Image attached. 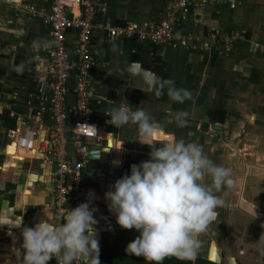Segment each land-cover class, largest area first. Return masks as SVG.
<instances>
[{
  "label": "crops",
  "instance_id": "obj_1",
  "mask_svg": "<svg viewBox=\"0 0 264 264\" xmlns=\"http://www.w3.org/2000/svg\"><path fill=\"white\" fill-rule=\"evenodd\" d=\"M24 3L34 5L37 13L32 15L26 11L22 7ZM166 4L167 0H100L97 18L108 20L115 27L141 28L153 24ZM46 10L45 0H0V188L6 183L16 184L13 205L6 203L0 209V216L15 221L14 225L0 224V264L22 261L21 233L24 227L36 223L33 218L37 212L42 214V219L48 217L53 221L54 202L48 173L51 165L44 163L39 150L34 155L13 157L6 149L16 143L14 136L23 127L40 125L39 147L51 123L47 94L39 91L32 78L33 69L45 60L51 45L49 27L43 21ZM180 14L173 37L164 45L109 36L103 29L93 31L91 50L95 63L86 117L98 125L102 139H109V144L114 139V146L125 150L114 181L129 175L131 162L140 164L150 159L151 151L149 145L136 140V125L129 123L116 128L109 123L111 118L105 111L122 99L133 109L142 107L152 115L162 129L158 140L181 138L201 144L211 159L229 167L235 184L225 197L228 205L217 209L218 218L200 235L196 257L203 256L210 248L213 252L212 245L219 248L217 243H220L226 259L233 257L236 261L240 257L245 264H264V183L250 175L254 170L264 171V154L246 152L255 145L252 134L260 128L257 127L258 116L246 107V92L240 89L248 82V76L262 79L264 0H230L203 11L189 9L184 15ZM214 31H237L238 38L245 35L244 41L235 44L236 39L215 46L198 41L180 43L185 36ZM67 37L73 45L74 31H68ZM34 42L39 46H34ZM134 62L164 80H173L176 88L190 91L192 98L183 103L173 102L167 89L160 96L145 94L140 90L143 86L140 78L128 71ZM20 65L23 70L17 71ZM68 101L73 102L71 93ZM176 112L188 113L186 127L176 126ZM237 133H240L238 137ZM23 157L29 161L21 160ZM104 160L102 163L106 164L108 159ZM98 165V161L91 160L84 165L86 180L91 184L95 182L90 173ZM29 174H37L42 181L34 178L25 186ZM94 217L98 220L101 264H108L104 258L106 253L102 256L108 248L112 254L111 264H121L120 260L126 255L127 263L132 257L133 261L135 256L123 255L125 229L117 224L116 215L112 217L98 208ZM110 225L117 227L109 231ZM139 235L135 229L128 230L131 241Z\"/></svg>",
  "mask_w": 264,
  "mask_h": 264
},
{
  "label": "clouds",
  "instance_id": "obj_2",
  "mask_svg": "<svg viewBox=\"0 0 264 264\" xmlns=\"http://www.w3.org/2000/svg\"><path fill=\"white\" fill-rule=\"evenodd\" d=\"M34 46L39 45L34 42ZM22 70L20 65L17 71ZM128 71L140 78V90L145 94L160 96L167 89L173 102L192 98L190 91L176 88L173 80H164L139 63L131 64ZM105 114L116 128L136 125V140L151 148L150 159L133 165L131 175L116 180L105 193L117 224L140 233L125 252L149 264H162L169 256L194 260L200 235L218 218L217 209L228 205L225 197L235 184L231 169L211 159L201 144L181 138L158 140L160 125L145 108L133 109L126 99L110 106ZM187 118V112H176V126L186 127ZM97 211L89 199L59 217L60 223L47 217L34 227H24V254L19 264H49L53 259L57 264H101ZM16 255L19 260V251Z\"/></svg>",
  "mask_w": 264,
  "mask_h": 264
},
{
  "label": "built area",
  "instance_id": "obj_3",
  "mask_svg": "<svg viewBox=\"0 0 264 264\" xmlns=\"http://www.w3.org/2000/svg\"><path fill=\"white\" fill-rule=\"evenodd\" d=\"M47 10L43 21L49 27L51 40L45 60L33 69L32 78L40 92L47 94L51 123L45 129V136L38 147L41 126L23 127L15 136L16 146L25 151L41 152L44 162L51 165L52 198L54 202L53 222L70 209L92 199V207L101 206L105 213L114 217L109 210L105 193L114 179L107 181L100 191L97 184L86 180L84 165L89 149L110 146L109 139L98 134L97 124L87 116L88 99L92 93V70L94 56L91 37L95 29H103L109 36L136 38L155 45H164L173 37L174 29L189 9L203 11L230 0H167L157 19L145 27L131 25L113 26L108 20L98 19L100 0H45ZM30 14L37 9L30 3L22 4ZM74 31L75 43L70 45L68 31ZM237 31L210 32L197 36H185L180 43L186 45L198 41L207 46L227 43L238 39ZM69 93L73 102L68 101ZM112 140V139H111ZM43 143V144H42ZM35 153L33 152L32 155ZM50 264H57L53 259ZM73 264H81L74 261Z\"/></svg>",
  "mask_w": 264,
  "mask_h": 264
},
{
  "label": "water",
  "instance_id": "obj_4",
  "mask_svg": "<svg viewBox=\"0 0 264 264\" xmlns=\"http://www.w3.org/2000/svg\"><path fill=\"white\" fill-rule=\"evenodd\" d=\"M113 144L112 147L110 146H104L100 149H89L88 150V154H87V158L91 161H98L100 159H108L106 164L105 163H101L100 165L97 166V168H95L94 170H92V172L90 173V177H93V181L97 184L98 189L100 191H102L105 183L109 180H111L114 176V173L117 172V170L120 167L121 161H122V156L125 153V150L123 148L120 147H115V141L114 139L112 140ZM36 154V153H35ZM35 159V158H34ZM21 160H25V161H29L28 158H23ZM104 160V161H105ZM133 165H138V163L136 162H131L129 164V175H131V167ZM98 170V172H97ZM96 172V174L94 173ZM48 173H49V177H50V168L48 169ZM28 180L25 182V186H29L31 183V179L33 180L34 178L36 179V181H42V178H38L37 174H29L28 176ZM51 183V180H50ZM51 185V184H50ZM27 205V204H26ZM37 205V204H35ZM95 208H103L101 206H94ZM104 209V208H103ZM95 216V214H94ZM106 217V216H105ZM42 214H40L39 212H37L34 215V220L36 221V223L40 222L42 220ZM3 220H10L9 222H5L2 221ZM104 221V219L102 220ZM36 223H33L31 225V227H34ZM0 224H9V225H14L15 221L11 220L10 218H8L7 216H0ZM116 225H114L113 227L110 225V227L107 230H112V229H116ZM211 251V248H210ZM215 254L210 257V252H209V258L210 260H214L216 262H219L220 260V256H221V251L220 250H214ZM192 262H194V260H191ZM229 264H235V259L233 257H230L229 259Z\"/></svg>",
  "mask_w": 264,
  "mask_h": 264
},
{
  "label": "rangeland",
  "instance_id": "obj_5",
  "mask_svg": "<svg viewBox=\"0 0 264 264\" xmlns=\"http://www.w3.org/2000/svg\"><path fill=\"white\" fill-rule=\"evenodd\" d=\"M243 36V35H242ZM245 35L240 39L235 42V44L239 43L240 41H244ZM240 39V40H239ZM247 72V71H245ZM252 72V71H251ZM248 71V73H251ZM237 89V88H236ZM241 90L245 91L247 94V97L245 98L246 100V107L251 113H256V116H258V121L259 124L257 125L259 130L255 134H252V137L255 140V145L252 146L251 148H248L251 155L253 154H264V140L262 139V136H264V128H261V124L264 126V71L262 73V79L259 80L258 78H251L248 76V82L245 81L241 87ZM254 96V97H253ZM259 108L261 110H259ZM262 114V115H260ZM216 135H218V131H215ZM240 135V133H237V137ZM214 136V134H213ZM256 136V137H255ZM247 138V137H245ZM262 140L259 144V140ZM231 150V149H230ZM234 151V150H233ZM252 174V175H251ZM251 176H255L257 179L262 181L264 183V171L261 172V170L257 171H251L250 172ZM96 185V183H92Z\"/></svg>",
  "mask_w": 264,
  "mask_h": 264
},
{
  "label": "flooded vegetation",
  "instance_id": "obj_6",
  "mask_svg": "<svg viewBox=\"0 0 264 264\" xmlns=\"http://www.w3.org/2000/svg\"><path fill=\"white\" fill-rule=\"evenodd\" d=\"M13 157H16V155H12ZM103 162V157L102 159L99 160V163L101 164ZM46 163V162H44ZM48 164V163H47ZM46 165V164H45ZM47 166V165H46ZM51 175V174H50ZM50 180H51V176H50ZM31 182H33V180L31 179ZM16 184L14 183L13 184H5V187L3 188H0V209L1 207H3L6 203L9 205H13L14 203V196H15V191H16ZM9 189L12 190V192L10 191V193H8ZM51 189H53L52 187V184H51ZM219 248L215 247L214 250H220L221 251V256H220V260L219 262H216L214 260H210L208 259L209 258V252L208 250L206 252H204L203 256H198V257H195L194 259V262L192 261H189V264H229V258L226 259V257L224 256L223 254V251H222V247L221 245H219L220 243H217ZM213 250V252H210V257L212 255L215 254V251ZM246 262L245 261H242V258L240 257H237L236 258V261H235V264H245Z\"/></svg>",
  "mask_w": 264,
  "mask_h": 264
},
{
  "label": "trees",
  "instance_id": "obj_7",
  "mask_svg": "<svg viewBox=\"0 0 264 264\" xmlns=\"http://www.w3.org/2000/svg\"><path fill=\"white\" fill-rule=\"evenodd\" d=\"M123 232L125 233L126 237L124 238L125 241L124 243H122L124 245V248L126 249L127 245L131 242V238L128 237V230H123ZM106 253V255H105ZM124 254H127L125 252V250L123 251V255ZM104 256V258L106 259V263L108 264H111V258H112V254L110 253L109 251V248L104 252L102 253V256ZM125 256V255H124ZM132 257V256H131ZM133 258V257H132ZM132 258H131V262L128 261L127 263V255L126 257H123L120 261H121V264H131V263H134V264H149L148 261H145L142 257L138 258V257H135L132 261ZM115 260V259H114ZM119 261V262H120ZM115 264V263H114ZM164 264V263H163ZM165 264H189V261L188 260H181V259H178L177 257L175 256H169V257H166L165 258Z\"/></svg>",
  "mask_w": 264,
  "mask_h": 264
},
{
  "label": "bare ground",
  "instance_id": "obj_8",
  "mask_svg": "<svg viewBox=\"0 0 264 264\" xmlns=\"http://www.w3.org/2000/svg\"><path fill=\"white\" fill-rule=\"evenodd\" d=\"M98 134H100L101 135V131H100V129H99V131H98ZM14 141H12V143H13ZM12 143H10V145L12 144ZM110 144L112 145V141L110 140ZM6 149H8V154H10V155H19V156H21V155H23V156H27V155H31L33 152L35 153V151L33 150V151H30V152H28V151H25L24 149H22V148H19V147H17L16 146V143H14V144H12L10 147H8V148H6ZM8 157H10V156H8ZM24 158V157H23ZM22 158V159H23ZM115 215V214H114ZM2 221H5V220H3L2 219ZM10 220L8 219V220H6L5 222H9ZM212 247H213V249H215V246H213L212 245ZM212 257V256H211Z\"/></svg>",
  "mask_w": 264,
  "mask_h": 264
}]
</instances>
